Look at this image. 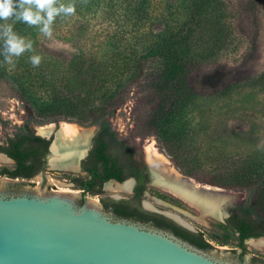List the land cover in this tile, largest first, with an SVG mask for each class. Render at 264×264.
Returning <instances> with one entry per match:
<instances>
[{"label":"trees","instance_id":"trees-1","mask_svg":"<svg viewBox=\"0 0 264 264\" xmlns=\"http://www.w3.org/2000/svg\"><path fill=\"white\" fill-rule=\"evenodd\" d=\"M154 1L60 0L64 4L73 3L75 15L80 17L92 14L106 18L115 31L109 38L111 45H117L120 51L123 50L121 45L131 46L132 43L134 52L132 60L131 57L128 60L132 64H120L117 59L121 54L98 61L94 55L81 53L64 67L42 58L41 65L34 68L29 62L31 54L16 57L14 65H8L4 62L3 41L0 40V81L33 111V120L39 125L64 120L85 127H101V138H96L91 154L106 162L107 139L111 137L116 141L107 117L126 102L131 87L146 88L152 93L154 107L140 135L155 137L183 175L213 186L245 190L247 202L233 211V224L228 227L240 233L237 237L240 241L250 235L264 236V150L260 156L242 160L237 154L210 153L207 147L204 161L211 170L201 178V172L206 170L195 159L199 158L195 152L199 146L194 145L187 134L193 126L188 109L196 99L220 96L232 90L229 84L232 69L221 63L210 65L227 41L222 25L225 9L218 0H190L193 6L190 15L170 25L163 19L150 20ZM263 8L264 0H244L241 5L242 13L253 24L249 49L244 56L246 64L258 56L259 13ZM68 17H57L52 28L66 24ZM0 23L13 24L15 31L25 39L37 41L41 34L38 28L15 20ZM198 28L203 32L200 36ZM154 62L153 68L148 69ZM206 65H209L208 70L204 68ZM41 141L44 142L34 136L30 125L26 124L21 133L9 139L7 146H0V151L18 163L17 169L4 168L0 175L17 178L21 169L28 170L25 157L34 154V143ZM134 216L141 220L148 218L131 214ZM198 237H189L191 243L201 249L212 248L201 233Z\"/></svg>","mask_w":264,"mask_h":264},{"label":"rangeland","instance_id":"rangeland-1","mask_svg":"<svg viewBox=\"0 0 264 264\" xmlns=\"http://www.w3.org/2000/svg\"><path fill=\"white\" fill-rule=\"evenodd\" d=\"M243 1L218 0V3L222 4L225 9L222 25L227 34V41L210 64L214 66L221 63L232 69L233 75L231 80L229 79L232 90L230 93L220 96H207L196 99L188 109L193 126L190 127L187 134L193 144L199 146L195 151L198 153L199 158L195 159L203 165V170H206L201 172V178L208 174V170H211L204 161V158L208 155L205 154V148L207 147L210 148V150H207L210 153L237 154L243 157L242 160L260 156L264 150V8L259 13L261 32L258 56L254 61L246 64L244 56L249 49L248 45L253 24L242 13L241 5ZM154 2L155 5L150 20L163 19L170 25L182 22L193 9L190 0H155ZM109 26L107 19L101 15L69 16L66 24H59L57 27L52 28L53 35L51 38L40 34L37 41L26 39L33 42V50L25 52L24 55H40L42 58L64 67L81 53L94 55L98 61L113 59L115 54H121L117 59L120 64H132L128 62L130 57L132 60L134 52L132 43L130 42L131 46L124 43L121 45L123 50L119 51L120 47L113 46L110 43L109 38L115 31ZM202 33L201 28H198L197 35L200 36ZM154 64L156 63H150L147 68L152 69ZM204 68L208 70L209 65ZM153 107L151 91L135 85L131 87L126 102L113 115L107 117V122L120 139L133 145L139 152L144 149L147 161L150 162L151 158L146 152V146L152 143L160 153L167 157L171 167L180 172L175 167L174 162L165 154L166 148L160 145L155 137L143 136L139 133L143 129L144 122L149 117ZM61 122L65 121H54L51 124L39 125L37 121L33 120V111L18 98L5 82L0 81V144L26 124H29L32 128H42L49 125L55 126L56 123ZM77 125L80 124L77 123ZM97 126L85 127L81 125L85 129H95ZM38 132L40 131L38 130ZM7 161L1 159L0 155V171L7 168L6 166H11L10 162ZM74 175H76V172L50 169L46 182H43L42 176L39 175L33 179V183L9 185L2 192L5 194L30 193L31 190L38 192L39 188L42 187L51 191L77 192L82 195V191L75 188L71 182ZM5 177L7 176L0 175V178ZM19 180L22 181V179ZM194 180L195 183L204 187L210 185L197 179ZM223 189H226L225 194L230 197V203L240 207L247 202L245 190ZM115 192V194H121L119 193L120 190ZM147 192L148 195L143 198L144 202L153 205L161 212L180 217L194 230L202 233L204 240L212 246L210 249H203L204 252L221 261H225L229 253L237 264H243L244 261L248 264H264V250L255 248L251 244L252 240L247 242L246 253L243 257H239L241 249L238 245L237 234L226 225V219L206 217L203 220L200 211L196 207L189 205L180 198L177 199L175 195L170 192L167 193L157 185L151 184ZM86 197L97 202L99 200L97 196L91 194L86 195ZM155 200H157V204ZM185 213L188 215H185ZM109 214L111 215V213ZM135 223L155 228L146 223ZM253 258L261 260L254 261Z\"/></svg>","mask_w":264,"mask_h":264},{"label":"water","instance_id":"water-1","mask_svg":"<svg viewBox=\"0 0 264 264\" xmlns=\"http://www.w3.org/2000/svg\"><path fill=\"white\" fill-rule=\"evenodd\" d=\"M58 141L56 132L52 158ZM90 147L83 156L74 157L77 170ZM26 183L29 181L0 178V264H237L229 253L221 261L162 229L117 220L99 202L75 192L42 187L38 192H2L9 185Z\"/></svg>","mask_w":264,"mask_h":264},{"label":"flooded vegetation","instance_id":"flooded-vegetation-1","mask_svg":"<svg viewBox=\"0 0 264 264\" xmlns=\"http://www.w3.org/2000/svg\"><path fill=\"white\" fill-rule=\"evenodd\" d=\"M49 126L53 127L54 125ZM24 127L25 126H23V128L18 130L12 136H9L2 144H0V146H7L9 139L13 138L17 133H21ZM59 128V125H56L54 126V128H52V131L55 129L54 132L51 131L52 134L51 132L49 134H43L36 131L30 126L33 135L41 138L42 140H44V142L41 141L34 143L32 147L34 150V154L25 157L27 158L26 164L28 166V170L21 169L20 175H18L19 177H17L18 179L33 183V179L41 175L43 182H46L49 170L57 169L52 165L55 160V158H52V145L56 138V132H59L60 130ZM110 129L114 132L115 139L119 143H117L114 139H111V137L107 139L108 147L105 151L106 157L108 159L107 162L104 159L95 158L91 154L93 149L95 148L96 138H101V127L97 126L95 134L91 141L90 150L87 156L81 160L80 169H75V165L71 164V166L69 167L73 168L65 170L76 172V175H74L71 180L74 187L82 191L83 197H86V195L88 194L97 196L99 198L98 202L101 204L103 209L108 213H111V215L117 220H128L146 223L148 225L154 226L155 228L169 232L189 243H191L190 238L197 236V238L199 239L198 236L201 232L189 228L188 225L184 224V221L180 217H178L180 219H177L171 214L161 212L157 210L153 205L144 202L143 198L148 195V187L151 184L156 185L155 176L157 174L154 172L152 164L147 161L144 149H142V152H139L133 145L120 139L115 130L111 128V126ZM58 139L61 140L59 137ZM29 146L32 145L30 144ZM0 153L6 154L8 158L11 159L9 161L11 166H6L8 169H17L18 163L16 159L10 157L5 152L0 151ZM4 158L5 157H3V159ZM69 160H71V158ZM111 183H117L120 185L130 183V187L129 189L120 191L119 193L121 194H115L116 192L114 190H111L109 187ZM163 190H165L167 193L169 192L166 189ZM83 201L84 200H82V202ZM156 201L157 200H155V203L157 204ZM217 206L218 211L221 214L220 220L226 219V225L232 226L233 222L231 218L235 213L233 211L236 210L238 206L230 203L229 200L226 203L219 202ZM131 214H140L141 216H147L148 218L147 220H141L136 216L131 217ZM236 234L237 237H239L240 233L236 232ZM258 238L260 237L252 235L244 238L242 241L237 238L238 245L241 249L239 257H243V253L246 252L247 242L250 240L253 241V239ZM191 244L194 245L193 243ZM253 259L254 261L261 260L258 258Z\"/></svg>","mask_w":264,"mask_h":264},{"label":"bare ground","instance_id":"bare-ground-1","mask_svg":"<svg viewBox=\"0 0 264 264\" xmlns=\"http://www.w3.org/2000/svg\"><path fill=\"white\" fill-rule=\"evenodd\" d=\"M59 127L60 130L58 132V137L61 140L53 146V150L56 154L53 167L62 170H69L73 168L69 166L74 164V157L78 155L83 156L89 148L96 129H85L76 123L68 121L61 122ZM52 128H54V126L40 127L38 130L43 134H49L52 131ZM79 144L82 145L81 149L73 148V146ZM146 152L149 158H151L150 163L152 164L154 172L157 174L155 176V184L158 187L168 190L178 198H181L183 201L196 207L200 211L203 220L206 217L216 219L221 218L217 205L219 202L226 203L230 198L225 194L224 190L204 187L195 183L193 180L184 177L180 172L171 167L170 161L167 157L160 153L152 143L146 146ZM1 157V159H3L5 156L2 155ZM70 158L71 160H69ZM3 160L8 159L5 157ZM109 187L114 191H123L124 189H129L130 183L124 185L111 183ZM185 215L188 214L185 213ZM174 217L180 219L177 216ZM251 244L257 249L264 250V240H253Z\"/></svg>","mask_w":264,"mask_h":264},{"label":"clouds","instance_id":"clouds-1","mask_svg":"<svg viewBox=\"0 0 264 264\" xmlns=\"http://www.w3.org/2000/svg\"><path fill=\"white\" fill-rule=\"evenodd\" d=\"M73 3L64 4L60 0H0V21L15 20L29 27L38 28L45 37L53 35L52 26L59 16H73ZM0 40L3 41L4 62L14 65V58L33 50V42L19 35L13 24L0 23ZM30 64L36 68L42 63L40 55H32Z\"/></svg>","mask_w":264,"mask_h":264}]
</instances>
